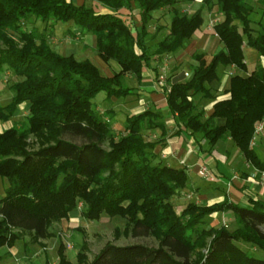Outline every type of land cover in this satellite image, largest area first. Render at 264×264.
<instances>
[{"label": "trees", "instance_id": "16d2710c", "mask_svg": "<svg viewBox=\"0 0 264 264\" xmlns=\"http://www.w3.org/2000/svg\"><path fill=\"white\" fill-rule=\"evenodd\" d=\"M96 1L108 10L70 0H0V74L6 66L19 77L9 85L10 102L0 105V120L29 102L26 122L0 132V178L6 180L0 196V247H13L25 233L35 241L53 237L49 227L67 219L81 202L79 214L86 219L97 220L102 213L125 218L122 231L115 228L116 238L120 232L152 236L157 246L107 242L89 260L83 233L75 264H264V258L237 244L243 241L264 251L263 198L243 185L242 201L226 195L206 204L189 201L178 212L173 198L188 182L186 168L155 162L153 150L163 139L151 140L142 133L146 128L164 130L160 113L126 115L124 133L117 136L104 116L111 111L100 114L94 107L100 92L106 98L131 95L134 88L123 83L125 74L140 82L152 58L182 50L203 24L204 11L216 5L222 18L212 25V34L223 46L208 62L205 52L194 51L188 76L180 71L164 79L165 105L177 132L193 136L199 149L228 137L244 160L264 172V159L250 145L255 124L264 117V64L248 74L238 72L246 69L244 46L255 48L264 59V25L260 31L251 27L253 1L201 0L195 10L183 13L177 5L193 0ZM257 1L264 6V0ZM135 7L138 25L129 20ZM164 7L172 9L169 25L151 51L148 24L152 11ZM31 18L49 22L51 29L58 22H72L80 33H91L99 57L116 62L118 71L104 76L89 59L54 50L45 32L23 27ZM220 66L236 71L230 72L228 87L221 92L225 96L218 98L211 83ZM151 68L159 82L157 68ZM199 99L211 102L208 114ZM227 211L235 223L232 230L224 224L197 230L207 216L220 218ZM57 262L73 264L63 243L57 248Z\"/></svg>", "mask_w": 264, "mask_h": 264}, {"label": "rangeland", "instance_id": "374dc122", "mask_svg": "<svg viewBox=\"0 0 264 264\" xmlns=\"http://www.w3.org/2000/svg\"><path fill=\"white\" fill-rule=\"evenodd\" d=\"M70 1L76 4H85L87 6H91L98 11L108 10L107 7H105L96 0H70ZM252 1H253V11L250 16V18L252 19L251 27L253 28L254 31H260L261 25H264V6L261 5L257 0H252ZM200 2L201 0H193L192 2H181L177 5V7L179 11L182 13L192 12L199 6ZM212 2L214 3L215 1L212 0ZM137 13H138V8L135 7V10L133 11V14L131 15V18L129 20H131L133 24L138 25L139 17ZM171 13H172V9L170 7H164L162 9L152 11L151 20L148 24L149 35L147 36V43L151 51L157 48L158 41L165 36L167 31L166 28L169 25ZM203 15H204V22L199 30H206V28H209L208 29L209 33L206 34L207 36L204 46L202 47L197 46V47H201L198 48V50H203L208 55H212L214 52H216L219 48L223 46L222 43L216 37L211 35L212 25L214 24L215 21L219 19L216 5H214L210 11L207 12L204 11ZM208 25L209 27H207ZM33 26H35L39 31L45 32V34L48 35L49 38L48 41L54 50H57L66 55L73 54L75 58L78 60L89 59L98 66L101 74L104 76H108V75L111 76L113 73L118 71V70L115 71L113 68L116 62L109 60L107 61L109 63H105V61H103L99 57L95 48L94 35H92L91 33L88 34L80 33V29L75 27L72 22H66V23L58 22L54 25L53 29H51L49 22L44 23L39 20H35L34 18H31L27 22V24H24L23 27L26 29H30ZM159 26L163 27V29L160 31H159ZM8 33L14 36V33L12 31H8ZM243 53H244V61L246 64V69L244 71L239 70L238 71L239 73L248 74L250 71L254 70L258 65L264 64V59L255 48L251 46H244ZM160 58L156 56L154 62L156 63V67L162 66L163 70L161 72L162 74H164V78H167V76L172 73L175 74L177 72H180L178 71L179 70L178 68L180 66H182L181 68L184 70H188V71L190 70L189 65L191 59L187 54L177 59H175V55H172L169 58H165L163 56L164 61L161 60ZM223 70H224L223 66H220L218 68L217 72L219 78L221 77ZM232 70H233L232 73L236 71L235 68H233ZM17 80H19V77L16 76L10 68L5 66L2 73L0 74V105L1 106H4L10 102L12 97V92L9 89V85ZM213 82H215V80L212 81V83ZM123 83H124V79H123ZM104 96H105L104 93L100 92L94 99V107L100 114H104L105 110L103 111V108L105 109L110 105H112L111 107L116 106L110 101L106 102L105 100L103 102ZM105 102L106 104L108 103L107 104L108 106L105 105ZM28 103H29L28 101H25L22 104H20L17 107L14 114L9 119L0 120V126L2 127V131L12 125L15 124L20 125L21 123L26 122V117L28 114V106L26 105H28ZM201 103L205 104L206 99H202ZM104 116L106 119L110 117V115H104ZM116 117L118 119L122 118V120L119 119V122H122L124 121L125 114L121 111H118ZM114 132L117 136H119L124 133V130H114ZM62 138L66 140H71L78 144L82 142V139L80 137L63 135ZM224 142L225 141H221L220 145L222 144L223 147H226L228 149L229 155L231 154L230 158L231 156H233L232 158L234 159L236 155L240 154V153H236L235 150H237V148L231 141L227 142L226 144ZM103 146L107 148V143L106 142L103 143ZM205 147L208 148L207 145H205ZM259 153L264 154V149L259 148ZM208 159H210V157H208L207 155L205 156L196 155L194 152H191V155L188 157L186 161V165H189L187 170L188 182L186 186L178 193V195L173 198V203L178 212L183 208L182 206L183 205L185 206L189 201H193V202L197 201L198 204H206L207 201H205L204 199H200V198L197 199V195L194 196L191 195L190 186L191 183L193 182H195V184L204 187L209 185L207 179L200 177L195 173L196 170L202 165L209 167L207 164ZM155 162H159V161L155 160ZM246 162L248 163V161ZM235 163L236 161L233 162V164ZM174 165L175 167H181L182 164L174 163ZM236 165H238L237 169L238 171H240L241 165L239 166V164L237 163ZM226 172L228 175V170ZM5 184H6V180L2 179V183L0 182V196L3 193L2 191ZM82 208H83V204L79 202L77 205V209L75 211H72L74 212V214H72L71 217H68L66 219V225L64 224L59 226L58 223H53L49 227V230L54 233V236L47 238V240L45 239L46 241L44 242L33 240L32 236L29 233H25L20 239H18L15 243L17 251L21 253V255L19 254L20 258L19 259L17 258L18 264H44L46 261L48 263H53V262L55 263L57 261V248L60 243H63L65 246V254L67 258L70 259L73 264H75L76 253L80 249L82 240L84 238L83 233H85V239L87 240V246H88L86 255L88 258L91 259L95 254L98 253V251L107 242L113 243L115 245H128L132 243H142L148 246L157 245V241L152 236H139V237H133L130 235L124 236L120 232V234L116 238L114 236L115 228H119V230L122 231L126 222L125 218H122L120 216H108L107 214L102 213L99 219L90 220L84 218L79 214ZM209 223H210V218L207 216L205 218V222L197 226V230L208 227ZM225 225H227V227L231 230L235 227L234 221L232 223H226ZM60 227H62L63 229H61ZM237 244L242 249L246 250L248 253H251L253 256L258 258H264V251L260 249L253 251L251 248L252 245L250 243L238 241ZM0 252L2 256V258H0V264L17 263L15 261L14 254L7 255L5 249L1 250ZM56 263L58 264V262Z\"/></svg>", "mask_w": 264, "mask_h": 264}, {"label": "crops", "instance_id": "0c3cea01", "mask_svg": "<svg viewBox=\"0 0 264 264\" xmlns=\"http://www.w3.org/2000/svg\"><path fill=\"white\" fill-rule=\"evenodd\" d=\"M221 16H219L218 20H221ZM209 27V25L207 26ZM209 28H206V30H198L196 35H192L190 38L188 44L182 49L175 53H170L165 55V58H169L172 55H175V59L180 58L181 56L187 54L189 55L191 62L190 64L194 63V61L191 58V54L198 50V48H201L204 46L206 41V34L209 33ZM214 37L217 38L215 34H212ZM218 39V38H217ZM201 46V47H197ZM219 47V46H218ZM220 49V48H219ZM203 51V50H200ZM204 52V51H203ZM205 60L208 62L212 55H208L205 52ZM156 56H154L151 60V67H156V63L154 62ZM164 61L163 56L160 58ZM157 60V59H156ZM109 63V62H105ZM146 68L143 72V79L138 82L135 78V76L131 73H127L124 76V83L125 85L129 87L134 88V92L131 95H127L126 97L122 98H116V97H110V98H104L103 102L106 100L110 101L111 103L115 104V107H111L112 105L108 106L105 102V105L108 106L107 108H103L104 110L111 111V114H109L111 117L110 120L112 123L113 130H124V121L119 122V119L122 120V118H117V112L121 111L126 115L131 114H137L144 110H151L153 112H159L161 115L160 121L164 124V130L160 129L159 127L150 128V129H143L142 133L144 136L148 137L151 140H159L162 138L163 140L156 145L153 152L155 154L154 160H157L163 164L175 166L174 163H180L182 164L181 167L186 168V172L188 170V166L186 165V161L188 157L191 155V152H194L196 155H207L210 157L208 159V166L207 169L211 175V178L207 179L209 182V185L204 187L198 184H195V182L191 183L190 186V192L191 195H197V199H204L207 201L206 203H212L216 201H220L224 198L226 195L229 199L233 201H242L244 196V191L240 188L245 185L246 190L256 194L258 197L264 199V172L258 173L257 169L254 168L249 162L247 163L244 158L241 157V154L236 155V157L233 159L229 155V151L226 147H223L222 144L220 145L221 141L230 142V139L227 137L224 140H218L212 147H205L206 144H204V149L201 150L196 145L195 140L193 136L189 135L187 132H177V126L174 120V117L169 114L166 105H165V95L161 89V85L159 82L155 81V70L152 68ZM158 67V66H157ZM156 67V68H157ZM180 66L178 71H187L190 72V70H184ZM115 71L119 69L117 63H115V66L113 67ZM235 68L234 66H227L224 67L223 73L221 77L217 78L215 82L211 84V88L213 89L215 94H218V98H221L225 96L224 93H221L228 87L230 72L233 71L232 69ZM163 68L162 66H159L157 68V72L160 78H164V74H162ZM109 76V75H108ZM169 76V75H168ZM165 82V81H164ZM166 85V83H164ZM198 100V99H197ZM202 99H199V104L201 107L204 108L206 111V114H208L211 111V102H207L205 104L201 103ZM28 106V105H26ZM98 108V107H97ZM125 119V118H124ZM222 120H219V122ZM2 131V127L0 126V132ZM254 147L256 148L257 152L259 153V148L264 149V132L259 135L256 139V142L254 144ZM236 153H239L237 150H235ZM261 158L264 159V154H260ZM229 161V162H228ZM231 161V162H230ZM236 161L237 164L240 166V171H238V165L233 164V162ZM250 164V165H248ZM205 166V165H202ZM201 167V166H200ZM199 167V168H200ZM196 170V174H198V170ZM228 170V175L227 171ZM201 177V176H200ZM0 182L2 183V179L0 178ZM6 185V184H5ZM4 185V187H5ZM4 190V188H3ZM3 192V191H2ZM3 194V193H2ZM197 203V201L195 202ZM184 207V205L182 206ZM181 207V208H182ZM181 211V210H180ZM74 214V212L70 213L69 217ZM210 218V226L218 227L220 224H226V223H232L233 216L232 214L227 211L221 213L220 218L217 214H212L209 216ZM60 225H66V219H62L60 222H56ZM227 226V225H226ZM63 229L62 227H60ZM264 230V227H262ZM47 240V239H46ZM45 239H39L38 241L44 242ZM16 243V242H15ZM16 244H14L13 247L8 248L6 246L0 247V251L5 249L7 255L14 254L15 261L18 264V259L20 258L19 251L16 249ZM157 246V245H156ZM252 250H257L256 247L251 246ZM0 258L1 252H0ZM5 258V257H4ZM18 258V259H17ZM91 260V258H88Z\"/></svg>", "mask_w": 264, "mask_h": 264}, {"label": "built area", "instance_id": "2783aa9c", "mask_svg": "<svg viewBox=\"0 0 264 264\" xmlns=\"http://www.w3.org/2000/svg\"><path fill=\"white\" fill-rule=\"evenodd\" d=\"M189 73L188 72H185V76H188ZM165 82H164V79L163 78H160L159 79V84L160 85H163ZM264 132V117L259 120L256 124H255V128H254V133L250 139V145H254L255 142H256V139L259 135H261L262 133ZM198 174L203 177V178H211V175L207 169L206 166H201L198 170ZM57 262V261H56ZM49 263V264H57V263Z\"/></svg>", "mask_w": 264, "mask_h": 264}]
</instances>
